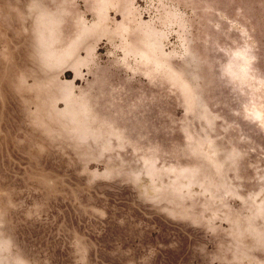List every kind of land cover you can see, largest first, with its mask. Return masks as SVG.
<instances>
[{"label": "rangeland", "instance_id": "374dc122", "mask_svg": "<svg viewBox=\"0 0 264 264\" xmlns=\"http://www.w3.org/2000/svg\"><path fill=\"white\" fill-rule=\"evenodd\" d=\"M0 264H264V0H0Z\"/></svg>", "mask_w": 264, "mask_h": 264}]
</instances>
